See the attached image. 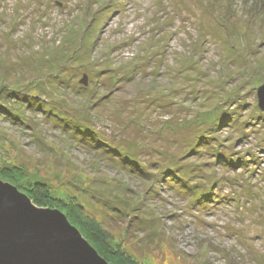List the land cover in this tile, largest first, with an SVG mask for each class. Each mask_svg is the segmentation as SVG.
<instances>
[{
	"label": "rangeland",
	"instance_id": "1",
	"mask_svg": "<svg viewBox=\"0 0 264 264\" xmlns=\"http://www.w3.org/2000/svg\"><path fill=\"white\" fill-rule=\"evenodd\" d=\"M260 86L264 0H0V180L112 264H264Z\"/></svg>",
	"mask_w": 264,
	"mask_h": 264
},
{
	"label": "water",
	"instance_id": "2",
	"mask_svg": "<svg viewBox=\"0 0 264 264\" xmlns=\"http://www.w3.org/2000/svg\"><path fill=\"white\" fill-rule=\"evenodd\" d=\"M85 83V75L83 76ZM264 109V86L257 89ZM0 264H112L56 208L37 206L0 180Z\"/></svg>",
	"mask_w": 264,
	"mask_h": 264
},
{
	"label": "trees",
	"instance_id": "3",
	"mask_svg": "<svg viewBox=\"0 0 264 264\" xmlns=\"http://www.w3.org/2000/svg\"><path fill=\"white\" fill-rule=\"evenodd\" d=\"M11 92H16L17 91L15 89H10ZM23 94H27V95H31V93H29L28 91H23ZM21 93V94H22ZM1 111H3V109H1ZM21 168V167H20ZM22 169V168H21ZM0 175L2 177H7V179H9V181H11L13 184L15 185H19L18 182L15 181V179L17 178L16 175H7L4 173H0ZM30 186V185H29ZM20 188V187H19ZM22 189V188H20ZM44 186L41 185L40 183H32L30 187H28V189H26V193L27 196L33 201L34 204H36L37 206H42L45 205L47 203L52 202V199H50L47 195V191L44 190ZM83 216V218H82ZM79 218L83 220V222H85L86 217L81 213L79 215ZM85 218V219H84ZM87 220V219H86ZM73 223V222H72ZM74 224V223H73ZM89 238V237H87ZM88 240V239H87ZM91 243V240H88Z\"/></svg>",
	"mask_w": 264,
	"mask_h": 264
}]
</instances>
